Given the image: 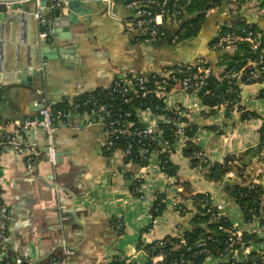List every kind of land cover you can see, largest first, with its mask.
<instances>
[{
  "label": "crops",
  "instance_id": "obj_1",
  "mask_svg": "<svg viewBox=\"0 0 264 264\" xmlns=\"http://www.w3.org/2000/svg\"><path fill=\"white\" fill-rule=\"evenodd\" d=\"M127 1L114 0V17L109 15L104 0L88 4L92 13L80 17V23L72 25L70 30L62 26L54 29L57 21L54 9L59 6L53 1L50 10L44 13L46 26L52 33L56 31L58 39H65L60 46L69 47V53L52 55L42 68L37 67V75L30 79L25 75L23 80L22 70L26 65L22 64L29 59L32 41L38 37V20L32 15L26 21L10 24L7 30L0 28V120L4 131L14 134L24 146L23 152L0 154V173L5 180L1 196L14 217L9 228L13 250L10 264H14L15 251L27 260L50 264L62 258L64 247L73 252L72 264L124 261L147 264L148 245L192 229V214L182 216L176 209L182 203L188 209L194 207L186 200L187 195L180 193V187L173 186L154 162L143 168L138 164L128 165L122 149L111 157L105 153L106 135L89 113H80L58 125L55 165L47 159L46 135L42 130L18 133L13 126L18 121L37 120L43 106H64L80 95L111 87L118 79L149 75L165 66L193 62L200 56L214 67L222 61V53L213 44L219 24L229 19L224 6L209 13L198 34L199 42H205L199 51L196 43L191 42L193 38L174 43L176 27H168L166 36L155 44L146 43L136 33H128L124 22L131 16ZM68 13L67 9L63 10L61 22L68 20ZM44 32L46 29H41L42 39ZM51 40L45 46L47 52L52 47ZM12 66L14 69H9ZM260 90L259 86L245 89L239 103V108L254 112L257 117L241 120L238 113L225 116L215 113L209 122L199 123L204 126L200 133L204 150L213 164L239 155H246V165L254 160L251 150L257 146V132L264 117V97H260ZM180 98L181 105L191 99L185 94ZM222 126L231 128V132H225ZM30 147L39 152L33 157L32 170L27 163ZM173 163L178 167L180 183L190 184L194 193H210L226 206L229 216L241 219L226 190L229 185L239 183L240 178L209 182L200 171L195 177L196 167L184 151L175 154ZM137 178H142L146 187L139 184L136 188ZM138 188L147 194L159 191L165 195L166 209L154 234L147 231L151 223L150 201H142L136 195ZM115 219L121 220V232L113 223ZM0 264L6 263L0 261Z\"/></svg>",
  "mask_w": 264,
  "mask_h": 264
},
{
  "label": "built area",
  "instance_id": "obj_2",
  "mask_svg": "<svg viewBox=\"0 0 264 264\" xmlns=\"http://www.w3.org/2000/svg\"><path fill=\"white\" fill-rule=\"evenodd\" d=\"M110 9L109 15L114 17L112 7L114 0H104ZM194 0H128L126 8L131 16L124 20L128 33H136L148 44H155L167 34V28H177L173 38L174 43L179 41V35L183 34L182 17L187 7ZM211 4L219 0H209ZM264 20V7L257 10ZM230 6L226 9L228 21L221 22L214 41V48L224 55L235 56L240 52L244 56L243 46L248 48L247 56H244L243 64L232 66L220 65L214 67L205 57H198L193 62L165 66L158 72L149 75H136L118 79L111 87L102 88L86 95H80L68 104L52 108L43 106L40 117L37 120L18 121L13 124L18 133H26L33 130H42L46 135V148L48 161L55 165L57 160L56 131L59 124L69 122L75 115L86 112L95 117L97 123L104 130L106 141L103 150L110 157L122 149L127 157L128 165L135 164L139 159L146 163V168L151 163H156L159 169L166 174L167 164L174 161L177 152L183 151L190 141L195 149L191 160L197 161L195 167L200 169L204 177L210 173L213 167L211 156L200 147L198 135L190 138L189 130L194 125L210 121L215 113L222 116L243 111L239 109L242 92L252 86L264 89V24H254L246 21L247 25H239L241 21H233L230 16ZM213 9L210 12L214 11ZM233 13V12H232ZM35 18L42 27H46L47 19L44 14H35ZM256 26L254 28L253 26ZM261 25L263 27H261ZM44 38L47 34H42ZM179 94H185L190 101L181 105L177 99ZM260 95V91H259ZM134 98L142 100L154 98L163 102L162 112L158 113L152 107L143 109L144 104L137 108V117L141 125L129 121L131 113L125 110V106L131 105ZM206 99L216 101L215 106L204 103ZM232 109L231 111H227ZM223 123V122H222ZM264 120L262 119V124ZM222 126L225 132H231V128ZM122 144L124 147H122ZM30 156L27 159L28 168L34 167L33 157L39 152L34 148H28ZM136 149V150H135ZM24 146L14 134L6 133L0 120V154L3 152H23ZM231 171L224 179H233L234 173L242 168L238 158L230 163ZM235 175V176H234ZM167 179L176 186L174 177ZM140 187H146L142 178L136 179ZM257 183V181L255 182ZM254 183V184H255ZM5 184L4 177L0 173V261L10 264L11 241L9 228L14 217L1 196V189ZM138 188L136 195L142 201H150L151 223L148 232L154 234L158 219L154 217L155 202L161 192H149ZM184 190L181 187L180 193ZM202 207L207 209L210 222H220L228 218L227 224L221 225L219 231L225 235V242L221 248L212 250L208 243L213 240L211 236H201L194 245L188 246L184 238L179 244H174L170 239H159L153 244L164 248L167 245L173 250L181 246L186 251L180 255L178 261L172 264H195L198 258H205L204 264H264V213L260 209L261 216L254 213V217L248 223L242 219L233 218L227 214L226 206L216 200L210 193L205 192ZM260 203V207L263 206ZM156 213L158 209L154 210ZM117 231L123 226L120 219L113 221ZM73 252L64 247L62 258L50 264H72ZM147 264H165L166 255L161 252L157 256H151L148 252ZM14 264H40L36 261L25 259L19 251L14 253Z\"/></svg>",
  "mask_w": 264,
  "mask_h": 264
},
{
  "label": "trees",
  "instance_id": "obj_3",
  "mask_svg": "<svg viewBox=\"0 0 264 264\" xmlns=\"http://www.w3.org/2000/svg\"><path fill=\"white\" fill-rule=\"evenodd\" d=\"M260 2H261V6L264 7V0H260ZM223 4H224L223 0H219L215 4H211L209 0H194L192 4H190L187 7L186 12L182 17L181 25L184 28V32L183 34L179 35V41H184L187 39L197 37L208 20L209 11L213 9L221 8ZM239 25L245 26L247 24L245 21H243L240 22ZM253 27L256 28L255 25ZM243 51L245 52L244 56L245 55L247 56L248 48L246 46H243ZM244 56H242L240 52H238L237 55L232 57L228 55H224L222 57V61L220 62V65L232 66L236 63L243 64ZM260 97H264V89L260 90ZM204 103H207L211 106H215L217 104L216 101H210L209 99H206ZM140 104H144L143 109L152 107L158 113L162 112L164 107L163 102L156 100L154 98L145 99V100H142L141 98H134L132 104L125 106L124 108L125 110L131 113V116L129 117V121L135 123V125L138 126L141 125L137 117V108ZM59 107L62 106H56L52 108H59ZM232 109L230 108V110L227 111L229 112ZM239 109L243 111L241 113V120H249L250 118L257 117L256 113L254 112H246L242 108ZM262 119L264 120V117ZM202 127L204 126L194 125L191 128V130H189L188 133L190 135V138L197 136L199 130H201ZM257 133H258L257 147L255 150H251L252 152H254L253 153L254 156H257L259 153L264 151V123L259 128ZM122 147H124L123 144ZM194 149L195 146H193L192 143L189 141L187 143V146L183 150L184 155L191 159ZM232 161H233L232 157L229 156L225 159L224 163L214 164L210 170V173L207 174L205 178L209 182H215V183L222 182L226 174L229 173L232 169L230 166V163ZM196 163L197 161L192 160L193 166H195ZM135 164H138L141 167H144L146 165V163H144L139 159L136 160ZM166 167H167L166 174L169 177H174L176 180L175 181L176 185L179 186L180 182L178 181V167L175 166L173 162H169ZM238 175L241 177L243 174L241 173V171H239ZM138 185L139 184L136 182V188L138 187ZM181 185H183V190H184L182 193L184 194L185 191L187 193V197H185L186 200H190L191 204H193L194 207L191 210L188 209L184 203L176 205V209L179 211V213L182 216H185L188 213L192 214L191 217L192 229L182 233L180 237L186 240L188 246H191L194 245L201 236H211L213 240L209 241L208 243L209 247L212 250L221 248L225 242V235L221 231H219V227L221 225L227 224V222L229 221L228 218L223 219L220 222H210L209 215L206 214L207 209L202 207V203L206 193H194V191L191 189V186H189L188 183H181ZM226 190L230 195V197L234 200L238 209L241 211L242 219L245 223H248L253 219L254 213H256L257 216H261L262 213H260V209H262L264 213V204L262 207H260V203L262 201L261 199L264 194V186H256V188L254 189L251 188L250 186L241 185L237 183V184L229 185ZM164 196H165L164 194H160L157 201L155 202L154 210L158 209V212L156 213L154 210L152 211L154 217H162V214L166 209ZM165 239H170V241L173 242L175 245L179 244L180 242V239L173 236H168ZM146 249L148 250L151 256H157L161 252H164L166 255L165 264L176 263L180 255L186 251V247L184 246H181L177 250H173L172 247L169 245H167L164 248H161L154 244L148 245ZM204 260L205 258L200 257L196 260L195 264H204ZM118 264H126V261Z\"/></svg>",
  "mask_w": 264,
  "mask_h": 264
},
{
  "label": "water",
  "instance_id": "obj_4",
  "mask_svg": "<svg viewBox=\"0 0 264 264\" xmlns=\"http://www.w3.org/2000/svg\"><path fill=\"white\" fill-rule=\"evenodd\" d=\"M53 1H55L54 3H57L59 6L54 9L57 20L53 24L54 29L62 26L64 29L70 30L72 25H78L80 23V17H85L86 15L92 13V10L88 8V4L101 0H0V28H2L4 31L5 29H8L10 24L13 25V23H17L20 20L26 21L29 16L35 14L42 15L46 13V11L50 10L49 8L51 6L49 5H53ZM31 5H33L32 8ZM65 9L69 11L68 20L61 22V15ZM18 11H20L19 14L17 13ZM41 29H46V38H41ZM58 38L59 37L56 34V31L52 33L51 29L47 28V26L41 28L38 21V37L32 41L33 48L29 53V59L27 60L26 64H22L26 65L23 66L24 68L22 70L23 80L26 79L24 78L25 75H29L27 79H30V76L35 77L37 75V67L40 66L42 68L43 63L52 55H58V53L65 55V53H69V47L60 46V43L65 39ZM49 40L53 42V48L51 47L50 51L47 52L45 46H49ZM61 58L64 60L70 59L66 56H61ZM18 68H20V66ZM9 69H14V66L10 67ZM1 74L2 71H0V82L2 81ZM47 152L48 151L46 150V153ZM56 163H58L57 160Z\"/></svg>",
  "mask_w": 264,
  "mask_h": 264
},
{
  "label": "rangeland",
  "instance_id": "obj_5",
  "mask_svg": "<svg viewBox=\"0 0 264 264\" xmlns=\"http://www.w3.org/2000/svg\"><path fill=\"white\" fill-rule=\"evenodd\" d=\"M223 3L224 4L222 6H224L225 8V13L228 7L230 8V6H232L234 8L233 11L230 9V11L233 12V13L232 12L230 13V16H233L232 18L234 22L235 21L243 22V21L249 20L252 23L255 22L256 24L257 23L264 24V20L262 19L261 15H259V11H261V9L259 8L260 10H257L258 7L261 6L260 0H223ZM203 39L204 38L202 37L201 40ZM193 41L199 47V51L202 50V46L204 45L205 42L200 43L201 42L200 36H198V39L193 38L191 42ZM197 42H199L200 44H197ZM180 97H181V94H179L177 99H179ZM199 140H200V147L204 149L205 145L200 135H199ZM253 153L254 152H252V154L250 155L252 158L254 156ZM245 156H241V155L231 156L233 160L238 158L240 162L242 163V168L238 170H240L243 175L240 177L238 173H234L238 178H240V182L239 183L237 182V183L241 185L250 186L251 188H254V189L256 188V186H264V151L259 153L257 156H254V160H252L247 165L245 164V160H246ZM251 159L247 157V160H251ZM199 171L200 169L198 167L194 168L193 174L195 177L199 176L198 175ZM256 181L257 183H255ZM189 186L191 185L189 184ZM179 187L183 188V185H181L180 183ZM184 195H187L186 191L184 192ZM261 200H262L261 202L264 203V194Z\"/></svg>",
  "mask_w": 264,
  "mask_h": 264
}]
</instances>
